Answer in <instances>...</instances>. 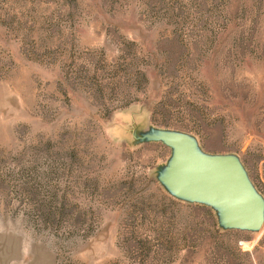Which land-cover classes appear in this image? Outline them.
<instances>
[{
  "label": "rangeland",
  "instance_id": "obj_1",
  "mask_svg": "<svg viewBox=\"0 0 264 264\" xmlns=\"http://www.w3.org/2000/svg\"><path fill=\"white\" fill-rule=\"evenodd\" d=\"M164 129L264 202V0H0V264H264L164 187Z\"/></svg>",
  "mask_w": 264,
  "mask_h": 264
},
{
  "label": "water",
  "instance_id": "obj_2",
  "mask_svg": "<svg viewBox=\"0 0 264 264\" xmlns=\"http://www.w3.org/2000/svg\"><path fill=\"white\" fill-rule=\"evenodd\" d=\"M155 138L171 149L161 180L175 198L216 209L227 229L262 228L263 199L237 156L202 152L194 137L179 130L164 129Z\"/></svg>",
  "mask_w": 264,
  "mask_h": 264
}]
</instances>
